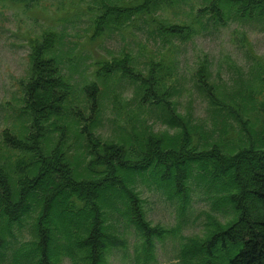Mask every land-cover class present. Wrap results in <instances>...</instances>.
<instances>
[{
	"label": "trees",
	"instance_id": "trees-1",
	"mask_svg": "<svg viewBox=\"0 0 264 264\" xmlns=\"http://www.w3.org/2000/svg\"><path fill=\"white\" fill-rule=\"evenodd\" d=\"M96 1L92 40L103 34L108 24L121 25L133 16L135 21L146 19L152 30H159L162 43L170 45L169 53L162 58L150 56L147 73L136 66L132 51L125 50L100 60L95 74L103 78L113 73L129 77L136 83L133 97L138 103L163 108L176 131L158 132L146 124L139 131L128 130L120 139L112 140L102 139L84 126L88 140L96 144L91 147L87 167L97 172L85 175L74 169L62 141L49 149V143L43 145V131L33 133L35 143L30 144L6 130L5 137L13 147L32 151L34 156L30 161H16L14 175L0 163V255H5L1 249L10 242L8 236L15 235V227L23 225V217L38 209L31 221L34 237L22 241L13 251L12 264H60L66 255L75 264H108L112 247L127 244L108 229L106 213L112 209L139 229L136 264L155 261L156 237L179 232L180 224L167 227L152 222L146 199L136 188V183L142 181L149 186L154 182L167 184L168 196L176 201L179 215H186L191 188L196 187L205 189L214 209L231 213L226 221L209 213L203 233L184 237L181 264H264V121L257 123L261 127H255L249 137L241 132L235 133V138L225 133V138L203 142L204 136L195 135L196 125L178 111L170 98L169 82L175 66L174 45L214 26L226 25L235 17L264 18V0ZM60 40L55 29H47L42 39L31 42L23 108L38 130L43 128L44 120L66 108V100L75 90L72 75L64 70L63 60L55 52ZM244 40L251 45L245 33ZM258 67L264 76V64ZM209 69L210 58L205 53L195 69V81L211 100L219 103ZM83 90L98 119V82L90 79ZM111 93L113 104L122 108L118 91L112 89ZM246 97L252 101L255 94L248 92ZM226 131L230 129L226 127ZM52 213L59 220L56 225L47 222ZM223 254L227 256L222 258Z\"/></svg>",
	"mask_w": 264,
	"mask_h": 264
},
{
	"label": "rangeland",
	"instance_id": "rangeland-1",
	"mask_svg": "<svg viewBox=\"0 0 264 264\" xmlns=\"http://www.w3.org/2000/svg\"><path fill=\"white\" fill-rule=\"evenodd\" d=\"M97 8L96 0H0V163L5 164L12 175L18 168L16 161L22 158L30 161L34 152L13 147L14 144L5 137L6 130L30 144L35 143L31 135L43 131V145L49 143V149L62 141L74 169L85 175L97 172L87 167L91 147L96 144L88 140L84 126H89L102 139L112 140L120 139L128 130L139 131L146 124L158 132L176 131L168 123L163 108L138 103L133 97L136 83L129 77L113 73L111 77L103 78L95 74L100 60L112 58L125 50L132 51L136 66L147 73L150 56L162 58L169 53L170 45L162 43L159 30H152L146 19L135 21L133 16L121 25L108 24L103 34L92 40ZM173 12L168 10L170 14ZM47 29H55L61 35L55 52L59 60H63L64 70L72 75L75 90L66 100V108L44 120L43 128L38 130L23 108L24 81L30 73L31 42L42 39ZM244 33L250 39L251 47L246 44ZM205 53L210 58V81L215 85V100L219 103L211 100L195 81V69ZM172 56L175 66L169 75L170 98L178 111L196 125L195 135L204 136L203 142L225 138V133L235 138V133L241 132L249 137L255 127H261L257 123L264 121V76L258 65L264 64V18H232L226 25L214 26L189 41H180L173 46ZM92 78L100 87L98 119L83 90L85 83ZM112 89L118 91L122 108L113 104ZM248 92L255 94L252 101L246 97ZM226 127L230 131H226ZM154 183L150 186L142 181L136 183V188L146 199L148 217L153 223L167 227L180 224V231L168 233L163 238L156 237V260L149 264H181L184 237L203 233L209 213L217 214L222 221H226L231 213L214 209L205 189L196 187L191 188L192 199L186 215H179L176 201L168 196L167 184ZM225 204L230 203L225 201ZM37 212L38 209L25 215L23 225L15 227V235L8 236L10 242L1 249L5 255H0V264H12L13 251L22 241L34 237L31 221ZM54 215L48 217L49 224L59 223ZM106 224L109 231L127 243L126 246L112 247L108 264H136V245L141 239L139 229L122 213L112 209L107 210ZM220 251L221 248L219 254ZM226 256L223 254L222 258ZM60 264L75 262L66 255Z\"/></svg>",
	"mask_w": 264,
	"mask_h": 264
}]
</instances>
